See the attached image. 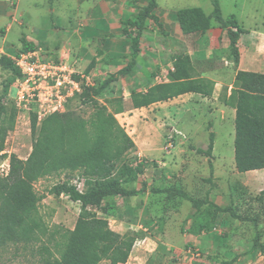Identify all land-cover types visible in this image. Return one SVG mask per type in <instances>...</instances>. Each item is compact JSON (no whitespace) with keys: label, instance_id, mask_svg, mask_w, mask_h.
Segmentation results:
<instances>
[{"label":"trees","instance_id":"trees-1","mask_svg":"<svg viewBox=\"0 0 264 264\" xmlns=\"http://www.w3.org/2000/svg\"><path fill=\"white\" fill-rule=\"evenodd\" d=\"M212 10L206 14L201 7H182L175 16L183 34L205 33L212 20L227 31L228 52L234 64L239 61L237 42L245 33L234 14L224 17L219 0H210ZM156 0H149L138 12L136 18L124 23L123 35L130 39L129 62L108 75L99 85L82 87L81 104L90 106L92 113L88 119L73 117L72 112L53 113L41 121L32 151L26 160L14 155L9 159V170L0 175V249H9L24 256L31 264H124L135 242L131 232L119 233L112 230L103 217H78L72 229L45 223L40 204L44 195L39 194L33 182L41 177L64 173L63 179L49 189L54 196L65 195L78 202L81 207L93 206L101 212L104 199L114 196H137L144 188H126L123 183L136 180L141 173L143 161L134 162V168L120 165L125 154L135 150L132 138L118 123L115 115L124 110L122 99H116V106L110 108L100 104L97 97L118 76L129 73L140 52V36L146 19L160 26L153 9ZM127 25V26H126ZM4 34L5 30L0 29ZM35 46L22 38V51ZM15 53V54H17ZM44 58H47L43 55ZM57 59V58H55ZM182 60L191 68L188 57L177 58L173 68L167 72V81L151 85L145 91L132 89L129 99L133 108L147 107L153 103L167 101L184 93H197L210 97L214 82L207 77L189 78L183 69ZM94 60L84 70L88 75ZM0 66L11 71L13 82L19 71L11 59L0 56ZM12 86L0 88V152L4 149L6 135L14 129L17 110L3 103ZM221 102L234 108V165L239 173L264 168V73L237 71L229 95L222 94ZM36 116L30 115V129L36 128ZM213 132L205 150L195 148L196 153L211 157ZM210 176L212 164L209 162ZM75 174V175H74ZM74 176L83 181L80 190L71 182ZM124 176V179L120 177ZM124 181V182H123ZM152 192L165 193L167 197L180 196L189 201L198 211L208 206V214L214 218L218 212H228L241 222L249 221L254 226L256 217L235 212L231 206L221 207L206 198H199L176 185L166 188H152ZM263 193L261 192V195ZM259 199L262 200L260 197ZM262 231H256L252 238L250 253L257 248L264 253L261 242ZM220 264H230L222 261Z\"/></svg>","mask_w":264,"mask_h":264},{"label":"rangeland","instance_id":"rangeland-1","mask_svg":"<svg viewBox=\"0 0 264 264\" xmlns=\"http://www.w3.org/2000/svg\"><path fill=\"white\" fill-rule=\"evenodd\" d=\"M108 1L117 4L121 2V0ZM131 2L141 6L144 0H131ZM157 2L159 11L194 6L201 7L206 13L212 10L210 0H157ZM73 5H75L74 0H0V29L5 30L4 34L0 33V56H13L22 49V38H24L31 44L36 41L35 47H40L44 51V56L50 57V49L54 47L56 40L57 31L54 28L61 27L68 21L72 15ZM219 5L224 17L234 14L243 29L255 30L249 41L256 43V49L263 52L264 0H219ZM212 22L215 23L214 20ZM100 25L102 29L104 27L108 30L106 23ZM156 30L158 36L167 37L168 32L164 33L159 28ZM148 31L151 32V29L149 28ZM170 34H173L172 30ZM144 43H147V40H144ZM241 49L244 52L243 46ZM257 62L261 68H264L263 53ZM182 64L187 68L183 60ZM152 76H156V72ZM159 80L157 78L155 83ZM92 81L97 86L102 80L92 78ZM4 84L12 86V74L10 70L0 66V88ZM142 87L146 88L147 83H143ZM130 90L122 89L119 84L112 83L98 95L97 99L109 109L114 108L117 98L122 99L124 95L129 98ZM12 92H15L14 89ZM78 95L67 102L64 112L70 111L73 117L88 119L93 110L90 106L81 104ZM131 114L115 115V117L132 140L138 141L134 131L136 125L133 122L142 115L135 114L131 118ZM215 118L212 122L214 118L208 117L207 113L204 118H199L203 120V125L200 123L195 126L198 132L190 136L192 143L186 142V144L182 141H187L184 133L187 131L184 125H178L176 109L170 108L167 115L157 118L154 122L151 121L150 125L145 123L144 126L148 127L155 139L162 137L164 140L158 143L162 150L153 157L142 160V172L137 174L136 180L123 181V186L126 188L142 187L145 191L137 196H114L104 199L102 205L107 207L104 212L93 206L83 208L78 202L69 200L65 195H51L50 187L58 180L61 181L64 173L41 177L34 181V189L44 195L40 204V213L45 223L49 226L59 225L72 229L78 217L105 218L112 230L119 233L131 232L135 236L131 253L124 264H220L225 260L230 261V264H256L259 259V263L264 264V253L258 248L250 253L252 238L257 230L262 231L261 242L264 244V184L256 187L257 171L239 173L230 167L228 155H231L233 141L231 127L220 126L217 123L218 114ZM208 120L211 122L210 125H207ZM40 123L36 124L35 131L32 132L30 115L24 112L17 113L14 129L7 133L4 149L0 152V163L9 164L11 155L26 160L32 151ZM213 129L216 132V150L225 155L222 160L223 166L217 165L216 173L212 171L210 176V161H204L206 155L196 153L199 160L196 175L202 177V180H197L195 185L189 188V194L199 198L207 197L221 207L231 206L236 213L256 217V226L249 221L241 222L231 217L228 212H218L214 218H211L207 212L208 206L196 211L189 201L180 196L167 197L165 193L151 191L152 188L176 185L178 178L176 172L179 170L180 161L178 159L180 152L175 153L178 146L186 148L184 158H189L193 155L192 150L195 145L200 146L203 143L207 147L209 134ZM174 131H178L179 134H175ZM168 135L173 136L174 147H170L169 152L166 153L164 146ZM134 151L125 154L120 165L125 164L133 169L135 165L133 161L138 160ZM207 158L209 159L208 156ZM216 160L219 163L218 158ZM232 165L235 167L234 160ZM3 169L0 168V175L4 176L6 167ZM120 178L124 179V176ZM71 182L80 190L84 188L83 181L78 176H74ZM211 190L213 195L210 198ZM260 197L262 200L259 199ZM0 264L31 263L26 262L23 255L16 254L12 250L0 249Z\"/></svg>","mask_w":264,"mask_h":264},{"label":"crops","instance_id":"crops-1","mask_svg":"<svg viewBox=\"0 0 264 264\" xmlns=\"http://www.w3.org/2000/svg\"><path fill=\"white\" fill-rule=\"evenodd\" d=\"M148 1L144 0L141 6H137L131 0H121L120 4L108 0H74L75 5L71 7V17L68 16V21L61 27L56 26L54 28L57 31L55 45L50 49V57L47 58H64L81 72H84L91 60H94V66L88 72L92 83V78L103 80L108 75L116 73L130 60L131 44L130 39L123 35L124 23L134 20ZM88 2L90 4H87ZM158 6L159 4L156 0V7L153 9V13L156 15L160 26L156 25L151 19L145 20L144 29L139 39L140 52L136 57L135 65L129 73L118 76L117 80L110 84H119L122 89L145 91L148 87L155 84L157 78L160 79L157 83L167 81V72L173 68V62L177 58L188 57L192 67H183L187 76L189 78L197 76L207 77L214 82V88L210 97H202L197 93H184L167 101L156 102L141 108H133L130 99L124 95L122 98L124 110L116 115L123 116L132 113L130 115L131 118L135 114L142 115L141 117L138 116L137 120L133 122L136 125L134 126V131L138 138V141H134L136 146L134 152L141 160L153 157L155 153L161 151L162 147L158 143L159 141H164L162 137L155 139L148 127L144 126L146 125L145 123L150 125L151 121L154 122L157 118L167 115L170 108L171 110L176 109L178 125H184L186 128L187 132L184 133L187 136L185 138L187 141H182V143H192L190 136L198 132V128L195 129V126L200 123L203 125V120L199 118H204L206 113L208 117L214 118L212 122L215 121V115L218 114L217 123L220 126H227V128L230 126L234 140L235 110L230 106L224 105L220 97L222 94H230L237 71L264 73V68H261L257 62L260 55L262 53L264 55V51L259 52L256 49V43L249 41L252 32H255L254 29H245L246 32L241 34L237 42L239 61L234 64L229 57L227 31L219 27L216 22H211L210 28L205 33L183 34L175 16L177 9L159 11ZM237 21L240 25V21ZM103 22L107 24L108 30L104 27L102 29L100 24ZM149 28L152 33L148 31ZM158 28L164 33L168 32L167 37L158 36L156 34V29ZM170 30L173 31L174 36L170 34ZM144 40H147V43H144ZM32 44L35 46L36 41H33ZM241 46H243L244 52H242ZM140 60L141 63H139ZM155 72L156 76L153 77L152 74H155ZM143 83H147L146 88L142 87ZM159 107L162 109H158ZM196 114L199 115V118ZM210 123V120H208L207 125H210ZM212 132L213 149L211 158L209 160L206 156L204 161H210L212 171L216 173L217 165L223 166L222 160L225 155L217 152L215 143L216 132L214 129ZM195 148L205 150L206 145L203 143L200 146L195 145L192 150L193 155L189 158H184L185 147L178 146L175 152H180L178 158L180 160L178 162L179 170L176 172L178 177L176 186L188 192L189 188L193 187L197 180H202V177L200 178L196 175L199 160L197 159ZM228 157L230 167L235 169L232 165L234 160L233 141L231 155H228ZM216 158H218L219 163ZM250 171L258 172L256 187L264 184V168ZM136 189H139V187H136ZM212 192V190L209 192L210 198L213 195ZM259 261L260 259L257 260L256 264H261Z\"/></svg>","mask_w":264,"mask_h":264},{"label":"built area","instance_id":"built-area-1","mask_svg":"<svg viewBox=\"0 0 264 264\" xmlns=\"http://www.w3.org/2000/svg\"><path fill=\"white\" fill-rule=\"evenodd\" d=\"M43 55L44 51L35 47L9 57L20 74L3 100L6 107L14 106L17 113L35 114L38 124L50 114L64 112L67 102L81 93L83 85H93L88 75L78 71L66 59L44 58ZM165 140L164 150L168 153L169 148L174 147L173 136L168 135ZM137 159V162L141 161L140 157ZM0 166L2 170L6 167V175L8 162L0 163Z\"/></svg>","mask_w":264,"mask_h":264}]
</instances>
